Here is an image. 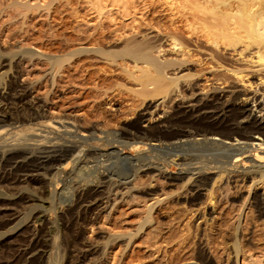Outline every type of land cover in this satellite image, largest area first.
I'll return each mask as SVG.
<instances>
[{"label":"rangeland","instance_id":"374dc122","mask_svg":"<svg viewBox=\"0 0 264 264\" xmlns=\"http://www.w3.org/2000/svg\"><path fill=\"white\" fill-rule=\"evenodd\" d=\"M193 1L135 0V7L123 16L115 8L96 12L90 0H0V117L14 116L16 111L23 115L41 111L44 120L62 118L76 123L79 130L95 129L94 135L108 132V143L99 146H93L94 141L79 144L73 134L58 135L62 139L49 134L46 140H31L21 155L18 151L2 154L11 147L0 148V167L8 166L0 170V264H264V214L252 206L249 180L234 186L225 181L224 175L210 174L207 185L198 193L191 190L194 175L171 185L156 175L160 166L166 170L178 168L170 163L172 152L166 150L170 145L162 144L164 151L148 155L144 141L118 136L120 129L147 105L150 114H158L150 118L155 122L175 104L183 103L191 94L189 86L195 87L201 100L225 90L228 101L234 96L237 102L247 95L251 109L254 97L257 102L264 101V66L255 58L256 46L240 56L241 44L234 49L225 44L210 46L209 33L201 25L209 14H196ZM108 9L111 11L106 13ZM236 17L235 31L243 34L245 19ZM168 36L174 37L181 50L169 46ZM135 43L160 44V49L151 50L159 60L162 56L180 57L186 51L185 57L181 55L185 62L178 76H167L182 85L177 87L176 100L164 97L154 85L158 76L153 72L144 74L141 64L134 65L132 58L122 57L123 47ZM80 48L87 51L80 52ZM171 84L166 88L174 82ZM146 117L149 119L148 114ZM189 130L195 135L182 137L184 144L172 147L183 154L191 172L202 160L228 154L223 145L200 142L201 136L196 133L201 130ZM133 140L146 147L144 153L137 155V151L125 148L124 153L117 154L115 149ZM48 146L74 148L76 152L50 167L36 159ZM98 147L104 150H96ZM20 162L30 170L28 179L22 174L26 172ZM263 184L257 191L264 189ZM11 190L13 193L8 192ZM15 210L20 213L18 217Z\"/></svg>","mask_w":264,"mask_h":264},{"label":"bare ground","instance_id":"6f19581e","mask_svg":"<svg viewBox=\"0 0 264 264\" xmlns=\"http://www.w3.org/2000/svg\"><path fill=\"white\" fill-rule=\"evenodd\" d=\"M90 2H91L92 7H94V9L96 10V12L101 13V11L103 9L115 8V9L119 10V12H121L123 16L128 15L129 9H133V7H135L134 6L135 0H132V1H130V0H90ZM229 2H227V0H194L193 1V4L196 6V14H197V12L200 13L201 15H204L206 13L209 14L207 20L205 22L203 21L201 25L206 30V32L209 33L210 37L208 38V40L210 42V46L212 45V47L214 46V48H216L222 44H225L224 46H226L227 48L232 47L234 49V47L237 44H241L242 48L238 49L239 50L238 54L240 56L241 54H243L242 51H244V50L246 51V49H248L250 46L254 45V46H256V50L254 51L255 58H256L257 62H261L262 65L264 66V0H238L235 3H229ZM110 11H111V9H108L106 13H109ZM206 16H207V14H206ZM236 16H239L241 19L242 18L245 19V20L243 19L245 21V23L243 22L244 25L242 26L243 34L238 33V31H235V29L237 28L236 23H238L237 21L235 22V19L237 18ZM210 32L212 34H210ZM203 34H205V33H203ZM205 36H204V38L207 37V36L206 37ZM168 37L170 39L169 40V42H170L169 46H171V48L176 47L177 49L181 50L182 46L174 39V37H171V36H168ZM208 40H207V42H208ZM205 42H206V40H205ZM207 45H209V44H207ZM160 46H161L160 44L151 45L149 43H143V44L135 43V45L124 46L122 51H120V53H121L122 57L127 56V57L132 58L133 59L132 64H134V65L141 64L140 68H142L141 66H143L142 72L144 74H148L149 72H153L155 74V76H158V78H156V80L154 81V85L164 93V97L169 96L168 98H170V101L176 100V95L178 96V93L176 94L177 87H180L179 85H181V84H178V79L175 78L173 80L172 79L169 80L170 78L167 76H170V75L176 76L177 75V72L181 68L182 63L185 62L182 59V57L184 56V53L186 51L185 52L182 51L183 53H180L182 55V57L180 55V57L178 56L179 58L175 57V58H165L164 59V57L162 56L163 59L159 60V58L157 59V58H155L154 55H152L151 50L152 49H158V48L160 49ZM84 49H87V48H84ZM84 49L80 48L79 51L83 52ZM177 49L175 51H177ZM218 49H220V48H218ZM98 50H100L98 52H103V50H101V49H98ZM169 50H172V49H169ZM84 51H87V50H84ZM157 52L159 53L160 51H157ZM172 52H174V51L172 50ZM210 52H211V50H210ZM106 53L115 55V53H111L110 51H107ZM213 53H214V51H213ZM175 54H176V52H175ZM220 64H221V62H220ZM211 65H213V64H211ZM134 67H136V66H134ZM170 68H171V71H168V69H170ZM179 73H180V71H179ZM171 82H174V85L171 86V88H166L167 85H172ZM180 83H181V81H180ZM189 87L191 89V94H190L189 98L187 100L182 101L183 103H181V104H178L176 102L177 104H175L173 106V108L169 110L168 113L162 112L163 115L160 118H157V120L155 119L156 120V121L154 120L155 122H151L152 120L150 121V118H152L158 114H155L154 116L152 114H150L148 112L150 105L148 106L146 104L147 106L144 108V110H142V112L140 111L138 114H136V117L132 121L128 122L124 127H122L120 129V132H118V136L120 135V136L128 137V138L133 137V138L138 139L140 141H144L142 143H143V145L147 144L148 148H147V151H145V152L148 155L152 154L151 152H155V151H156V153L161 152L163 150L161 148L162 144L165 145V147H166V145H170L171 147L169 149H166V150H168V152L169 151L172 152L171 154H169V155H171L170 163L172 162L171 165L173 164L174 166H177L178 168L175 171V170H166L165 168L160 166L159 170L157 171L158 173L156 175H159L158 177H161L164 180H167L171 185H174L176 182L181 181L182 179H184L187 176L189 177V175H190L189 178H191L194 175V179H193L194 182L191 185V190L192 191L194 190L195 192L202 189V187L204 189V186L207 185V182L209 180L208 175H210V174H217L218 176L224 175L226 177L225 181L227 183L228 182L233 183L234 186H238V183L240 181L243 182V181L249 180L250 181L249 187H250L251 192L249 191L248 195H250V197L252 199V204H253L252 206L259 213L264 214V189L261 188L262 189L261 192L257 191L258 187H260L258 185L262 184L264 182V101L262 100L263 102L261 101L262 102L261 103L258 100V102H257L256 99L254 100L255 97L253 96L254 98L252 99V102H255V104L253 105V108L251 109L250 108L251 105L249 104L250 101H249L247 95H246V97H243V98H241V96H240V101L238 100L237 102H235L236 99L234 100V98H236V97H234V96L232 98L233 100H231V98H229L230 100L228 101L226 99V96H228V95H226L227 93L225 90L223 92L216 93V94L210 93V94H212L211 96L207 97V99H205V100H203V99L201 100V98L198 96V94H196L197 92L194 91L195 87L194 88H193V86H189ZM189 87L187 88V90L189 89ZM23 88H25V87H23ZM23 88L21 90L26 89V88L25 89H23ZM180 89H182V88H180ZM197 91L199 92V89ZM14 94L16 96L17 93H14ZM180 94H181V92H180ZM19 97H17V98H19ZM185 97H187V96H185ZM11 98H13V96ZM17 98H16V100H17ZM21 99H22V97H21ZM237 99H239V98H237ZM182 100H183V98H182ZM11 101H13V100H11ZM23 102H24V104L26 103L24 101V99H23ZM3 104L5 105V103H3ZM9 104H10V102H9ZM12 104H15V103L12 102ZM27 104H29V103H27ZM30 104L32 105V103H30ZM0 105H2V104H0ZM7 106H9V105H7ZM10 106L12 107V105H10ZM24 106H26V104ZM28 107H30V106H28ZM35 109H34V111L38 110V109H36V110ZM27 110H28V108H27ZM29 111L30 110H28V112ZM2 112L4 113V111H2ZM17 112H19V111H16L15 112L16 114L14 116H11V114L10 115L4 114L5 116L0 117V127L2 125H4V126L6 125V127L0 128V148L3 146L11 147V149L2 151L1 152L2 154H4V153L8 154L7 152H14V151H18V153L20 155L24 154L25 151H24L23 147L26 146L31 140L43 141V140L47 139V136L49 134L50 135H57V136L63 134V135H66L68 137H70L69 136L70 134L71 135L73 134L76 137V140H77L76 142L77 143L79 142V144H82V145L84 143H91L90 141H94V143H92L93 146H99V144L104 145L105 143H108L107 139H106L108 136V132H103L104 130H102L99 134L94 135L95 129L93 130V129L89 128V129L79 130L77 128L76 123L65 122L62 118H57L55 120H44V119H42L44 117L40 116L41 111H39V112L37 111L39 113V115L36 114L37 112L36 113H29L26 115L17 114ZM24 113H26V112H24ZM147 114L149 116V119H148V117H146ZM45 116H47V115H45ZM185 127H187L188 129L184 130L183 128H185ZM81 128H82V126H81ZM189 128H192L193 131H198V130L202 131L201 133H196L197 135L201 136L199 139L200 142L201 141H207L210 145H223L226 148V150L228 151V154L222 155V156H220V158L212 157L210 159L202 160L201 162L198 163V166H196L193 169L194 172L192 171L193 172L192 173L189 170L190 167L186 163H184L185 161H184V156H182L183 154L181 155V154L177 153V151L174 150V147H172V146L176 145L177 143L182 144L183 143V141H181L182 137L194 133V132H191L189 130ZM97 131H100V130L98 129ZM95 133H97V132H95ZM193 135H195V133ZM196 136H194V137H196ZM59 138H61V137H59ZM197 138H199V137H197ZM64 140H66V139H64ZM67 140H69V139H67ZM116 140H118V139H116ZM226 140H228V142H225ZM229 140H234L233 142H235V143H232ZM137 143H135L134 140L131 141L130 143L128 142V143L124 144V146H122L123 144L121 143L122 144L121 147L117 148L115 150H116L117 154L119 155V154L124 153L123 149L129 148V149H133L134 151H137V155H138V152H142V150H144L146 147L144 148L143 145H138ZM92 144H90V145H92ZM93 146H92V148H93ZM117 146L119 147L120 144ZM35 149H33V150H35ZM98 149H100V151L104 150L100 147L96 148V150H98ZM38 151H39V149H38ZM73 152H76V151H74V148L55 149L52 146H48V147H46L45 150L40 152V155L36 159L38 160L39 163L48 164L51 167V165H58L59 163H62V161L65 160L68 156H71V154H73ZM96 153H98V152H96ZM142 153H144V152H142ZM38 154H39V152H38ZM75 154H77V153H75ZM90 154H91V151H90L89 155ZM114 154H115V152H114ZM83 155L84 154H82V156ZM85 156H87V155H85ZM140 156H142V155H140ZM98 157H99V155H98ZM106 157H105V159H106ZM142 157H144V156H142ZM8 158L9 157H7V159ZM123 158L125 159L126 157H123ZM133 158H136V157L134 156ZM138 158H136V159L138 160ZM162 158H163V156H160V158H159L160 161L162 160ZM15 159L17 160L16 157H15ZM121 159L122 158H119V160L118 159L117 160L120 161ZM156 159H158V158H156ZM23 160L24 159L22 158V161ZM139 160H140V158H139ZM146 160H147V158H146ZM121 161H123V160H121ZM129 161H131V160H129ZM141 161H142V158H141ZM189 161H190V159H189ZM4 162H5V160H4ZM4 162H2V163H4ZM7 162L9 163L8 160H7ZM10 162H12V161H10ZM13 162H14V160H13ZM21 162L18 164L21 165L22 167H24L23 166L24 164ZM83 162H86V161L83 160ZM126 162L124 161V163H126ZM27 163H30V162H27ZM80 163L78 165H80ZM138 163H139V161H138ZM14 164H15V162H14ZM36 164H38V163H36ZM87 164H88V162H87ZM3 165H5V164H3ZM82 165H83V163H82ZM118 165H120V164L118 163ZM10 166H11V163H10ZM30 166H32V165H30ZM34 166H35V164H34ZM136 166H138V165H136ZM187 166L189 167V169ZM190 166H192V165H190ZM1 167L4 169L6 166L3 167L1 165ZM1 167H0V170H1ZM41 167H43V166H41ZM125 167H127V166L125 165ZM35 168H37V167H35ZM35 168H30V169L32 170ZM123 169H121V170L123 171ZM74 170H75V168H74ZM137 170L135 169V171H137ZM22 171L26 172V174L22 173ZM22 171H21V173L23 174V176L25 175V177H26L25 179H28L27 178V176H29L28 171H30V170H28L26 167L24 170L22 169ZM116 171H118V168ZM125 171H127V170H125ZM125 171H123V172H125ZM149 171H151V170H149ZM68 172H69V170H68ZM127 172H125V173H127ZM141 172H143V171H141ZM154 172H155V170H154ZM4 173H6V171ZM31 173H32V171H31ZM102 173H104V172H102ZM106 174H107V172H106ZM12 175H14V173ZM5 176H6V174H4L3 177H5ZM20 176H22V175H20ZM13 177H15V176H13ZM13 177H11V178H13ZM5 178H7V176ZM11 178H10V180H11ZM33 178H35V177H33ZM17 179H18V177H17ZM107 179H108V176H107ZM32 180H35V179H32ZM96 181L97 180H95V182ZM100 181H101V178H100ZM14 182H16V181H14ZM27 182H31V180L27 181ZM88 182H90V181H88ZM36 183L38 184L39 182H36ZM115 184H116V186L118 185L117 182ZM98 185H101V183ZM85 186H87V184ZM103 186L105 187V185H103ZM187 187H188V185H187ZM8 188H10V186H8ZM41 188H43V187L41 186ZM8 190H10V189H8ZM39 190H40V188H39ZM8 192L10 193V192H12V190L8 191ZM18 192H19V190H18ZM23 192H25V191H23ZM188 192L190 193V191H188ZM5 194H6V192H5ZM44 194H46V193H44ZM20 195L17 194V196L21 197ZM23 196H25V195H23ZM29 196H31V195H29ZM27 197H26V199H27ZM2 199H3V197H2ZM81 199H82V197H81ZM21 200H22V197H21ZM196 200H198V199H196ZM12 201H13V198H12ZM192 201H193V199H192ZM20 203H21V201H20ZM11 204L12 203H10L9 205H11ZM77 204H79V203H77ZM6 205H7V203H6ZM12 211H14V210H12ZM15 213H16V210H15ZM38 213H40V212H38ZM19 214H17V217ZM15 215H14V217H15ZM8 217H9V215H8ZM0 218H1V216H0ZM6 218H4V219H6ZM32 218L36 219V217H33V216H32ZM34 221H36V220H34ZM43 221H45V219ZM43 221H42V224L44 223ZM45 222H47V221H45ZM4 223H6V222L4 221ZM12 223H13V221H12ZM2 228H4L3 225H2ZM0 229H1V227H0ZM1 231H0V233H1ZM3 232H4V230H3ZM33 247H35V246H33ZM31 249H30V251H35V250H33V249L31 250ZM27 254H29V251ZM31 257H33L32 254H31Z\"/></svg>","mask_w":264,"mask_h":264}]
</instances>
